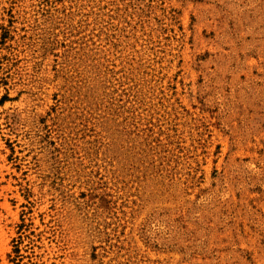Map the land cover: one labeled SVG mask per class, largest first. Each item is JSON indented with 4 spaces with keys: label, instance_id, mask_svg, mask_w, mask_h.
Returning <instances> with one entry per match:
<instances>
[{
    "label": "rangeland",
    "instance_id": "rangeland-1",
    "mask_svg": "<svg viewBox=\"0 0 264 264\" xmlns=\"http://www.w3.org/2000/svg\"><path fill=\"white\" fill-rule=\"evenodd\" d=\"M0 264H264V0H0Z\"/></svg>",
    "mask_w": 264,
    "mask_h": 264
}]
</instances>
